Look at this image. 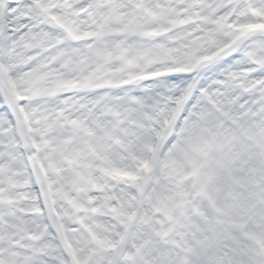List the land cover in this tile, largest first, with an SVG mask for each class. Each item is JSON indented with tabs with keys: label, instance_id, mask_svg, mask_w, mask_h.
<instances>
[{
	"label": "snow or ice",
	"instance_id": "obj_1",
	"mask_svg": "<svg viewBox=\"0 0 264 264\" xmlns=\"http://www.w3.org/2000/svg\"><path fill=\"white\" fill-rule=\"evenodd\" d=\"M0 264H264V0H0Z\"/></svg>",
	"mask_w": 264,
	"mask_h": 264
}]
</instances>
